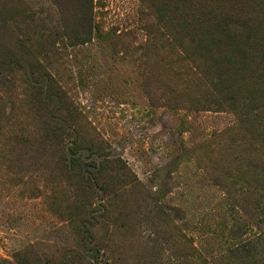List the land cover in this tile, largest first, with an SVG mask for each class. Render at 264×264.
<instances>
[{
	"label": "rangeland",
	"instance_id": "rangeland-1",
	"mask_svg": "<svg viewBox=\"0 0 264 264\" xmlns=\"http://www.w3.org/2000/svg\"><path fill=\"white\" fill-rule=\"evenodd\" d=\"M140 9L93 0L77 38L67 0H0V264H264V124L193 103L197 74L144 49ZM52 88L101 146L83 161H117L89 206L52 140L31 159L10 138L48 130Z\"/></svg>",
	"mask_w": 264,
	"mask_h": 264
},
{
	"label": "trees",
	"instance_id": "trees-1",
	"mask_svg": "<svg viewBox=\"0 0 264 264\" xmlns=\"http://www.w3.org/2000/svg\"><path fill=\"white\" fill-rule=\"evenodd\" d=\"M138 2L145 35L144 49L175 53L178 65L197 74L195 84L191 80L193 77L187 79L197 94L193 103L205 110L219 111L227 106L244 116L245 122L250 115L264 124V0ZM67 8L68 12L77 13L70 24L77 38H84L95 29L99 31L94 21L93 0H67ZM50 80L46 82L47 88ZM205 84L211 90L205 88ZM41 99L46 104L56 101L53 110L47 111L48 130H38L35 134L18 130L10 138L21 143L19 156L31 159L38 158L45 141L52 140L58 148L53 156L55 165L72 178L85 195V206H89L88 199L92 198L94 187L102 191L112 187L110 171L117 161H83L81 151L96 149L101 155V146L94 149L92 141L85 138L81 113L76 105L53 88L46 89ZM6 136V131L0 127V139ZM76 212L88 214L85 209ZM31 251L30 248L21 253L20 264L40 263L37 255L30 256Z\"/></svg>",
	"mask_w": 264,
	"mask_h": 264
}]
</instances>
